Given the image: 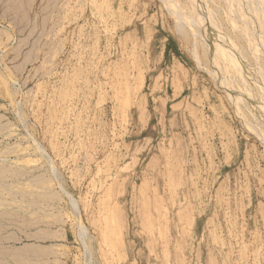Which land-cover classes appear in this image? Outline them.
Instances as JSON below:
<instances>
[{
  "label": "rangeland",
  "instance_id": "1",
  "mask_svg": "<svg viewBox=\"0 0 264 264\" xmlns=\"http://www.w3.org/2000/svg\"><path fill=\"white\" fill-rule=\"evenodd\" d=\"M263 98L264 0H0V264H264Z\"/></svg>",
  "mask_w": 264,
  "mask_h": 264
},
{
  "label": "bare ground",
  "instance_id": "2",
  "mask_svg": "<svg viewBox=\"0 0 264 264\" xmlns=\"http://www.w3.org/2000/svg\"><path fill=\"white\" fill-rule=\"evenodd\" d=\"M171 1V3H172V0H170ZM174 4H177V3H175V1H174ZM171 5V4H170ZM173 5V4H172ZM174 7V6H173ZM180 7V6H179ZM178 7V8H179ZM178 10V9H177ZM180 11H181V9H179ZM174 11V10H173ZM184 13V12H183ZM180 14V13H179ZM182 14V13H181ZM183 15V14H182ZM189 16V15H188ZM180 18V17H179ZM184 18H185V16H184ZM182 20H183V18H181ZM188 19H190V18H188ZM179 21V20H178ZM185 21H186V19H185ZM190 21V20H189ZM205 26V25H204ZM207 27H208V25H207ZM214 27V26H213ZM199 28V27H198ZM206 28V27H205ZM212 28V27H211ZM214 29V28H213ZM188 30V29H187ZM206 30V29H205ZM208 30V29H207ZM215 30V29H214ZM181 31V30H180ZM208 31H210V28H209V30ZM208 31H205L207 34H205V36L209 39L211 36V34H212V30L210 31L211 33L210 34H208ZM217 32V31H216ZM220 33V32H219ZM217 34H218V32H217ZM214 35H216V33H215V31H214V33L212 34V37H213V41L215 40V36ZM220 36V35H219ZM223 37V36H222ZM217 39V38H216ZM219 39V38H218ZM216 42H218V40H215ZM222 38H221V41L219 40V42H218V44L220 43V46H222ZM215 43V42H214ZM226 47V46H225ZM224 48V47H223ZM216 50V49H215ZM219 50V49H218ZM224 50V49H223ZM227 50V49H226ZM230 50V49H229ZM220 51V50H219ZM231 52H233V51H231ZM231 52H228V53H231ZM217 53V52H216ZM227 54V53H226ZM236 54V53H235ZM220 55H222V54H220ZM230 55V54H229ZM223 57V56H222ZM227 57H229V56H227ZM233 58V57H232ZM226 59H228V58H226ZM237 59V58H236ZM230 60H232V59H230ZM241 60V59H240ZM240 60H238V61H240ZM235 60H233V62H234ZM237 61V60H236ZM243 63V62H242ZM230 64V63H229ZM233 64V63H232ZM234 66H235V64H234ZM233 66V68H235L234 70H237L238 69V71L240 72V70L242 71V72H244L243 71V69L242 68H244V66H240L239 65V63L237 64V69H236V66L234 67ZM245 68H246V66H245ZM240 69V70H239ZM246 78V77H245ZM260 90V89H259ZM228 94V93H227ZM229 95V94H228ZM264 99V98H263ZM36 143V142H35ZM35 147H36V149L40 152V153H44V151H43V149L38 145V144H36L35 145ZM81 222V221H80ZM78 226H79V231H80V234H85L82 230H84V226L81 224V223H79L78 224Z\"/></svg>",
  "mask_w": 264,
  "mask_h": 264
}]
</instances>
